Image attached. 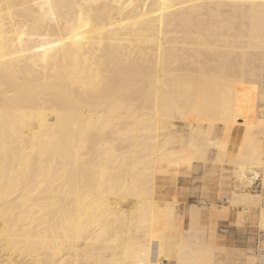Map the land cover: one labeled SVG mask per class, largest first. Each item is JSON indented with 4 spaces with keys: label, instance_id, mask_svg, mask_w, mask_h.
I'll list each match as a JSON object with an SVG mask.
<instances>
[{
    "label": "bare ground",
    "instance_id": "6f19581e",
    "mask_svg": "<svg viewBox=\"0 0 264 264\" xmlns=\"http://www.w3.org/2000/svg\"><path fill=\"white\" fill-rule=\"evenodd\" d=\"M260 50L264 0H0V264H216L213 221L193 204L184 229L180 206L211 147L230 206L263 202Z\"/></svg>",
    "mask_w": 264,
    "mask_h": 264
},
{
    "label": "crops",
    "instance_id": "0c3cea01",
    "mask_svg": "<svg viewBox=\"0 0 264 264\" xmlns=\"http://www.w3.org/2000/svg\"><path fill=\"white\" fill-rule=\"evenodd\" d=\"M263 63H264V51L261 50L254 51L250 54L245 69L244 86L247 83L248 79L253 78L254 72L258 68V66ZM247 116H250V114L248 113ZM258 116L259 117L264 116V108L258 111ZM240 130L241 127L238 126L235 129V131L232 132V135L230 137L231 143L235 142L236 144L239 142V139L241 137ZM225 169H227L226 165L224 171ZM231 169H233V167ZM226 174L230 175V173L228 172H226ZM193 204L194 203L190 204L189 202H187L186 204L180 206V213L182 214L184 229H188L190 225L189 222L190 216L188 211L186 210H189L190 205ZM217 204L218 205H217V209L215 210L216 211L215 213L211 211V207H210L211 205L209 204L201 205V207L203 208L202 210L204 217L203 225L209 224L210 223L209 220L214 222V224H212L213 222H211L212 227H215V229L213 228L214 230H212L213 232L215 231L214 235L213 232L210 231L211 232V233L209 232L210 236L207 237L209 239L211 238V242L213 243L215 242L214 245L217 246V249L215 250L214 262L216 264H264V262L261 261V257H260L261 255L264 256V231H263L264 229H262L259 224L260 223L259 216L261 213L260 207L262 208V205H264V200L262 202V205H259L258 209L256 210L252 208H249L248 210L247 209L248 206L245 207L244 205L230 206L232 204H230L228 200H224L222 202L218 201ZM196 205L200 206V204H196ZM206 206L210 207V209L207 208ZM248 211L250 213H248ZM210 212H212L211 215ZM239 212L243 216L242 218L241 216H238L240 215ZM238 217L241 218V219L239 218L240 220L239 223L238 221H236L238 220ZM252 254L254 256V261H253L254 263H252L251 261Z\"/></svg>",
    "mask_w": 264,
    "mask_h": 264
},
{
    "label": "rangeland",
    "instance_id": "374dc122",
    "mask_svg": "<svg viewBox=\"0 0 264 264\" xmlns=\"http://www.w3.org/2000/svg\"><path fill=\"white\" fill-rule=\"evenodd\" d=\"M244 97H245V103L243 106L244 114L247 115L249 113L251 117L256 116L258 111L260 109H263L262 107L264 106V63L258 66V68L254 72L253 78L248 79L247 83L245 84ZM176 125L178 129H181L182 122L178 121L176 122ZM221 126L222 125L217 126L216 128L217 130H215L217 135H220L222 133V132H219L220 130H223L222 129L223 126L222 128ZM186 130L187 129H184L182 131L180 130L182 135H187ZM240 131L242 132V128ZM206 155H207V159L209 160L208 161L205 160V162L204 160L199 159V158L193 159V169H194L192 171L193 180H191L189 183L188 198H187V202L189 203L202 205V203L205 201V203L209 204L207 197L204 195V190H203L204 185L202 184L203 182L204 184H207L206 185L207 189L208 187L212 188L213 186L214 190H217L218 188L219 190H221L220 194L223 197L221 198V202L224 200H228V196L231 193L232 188L235 187L233 186L236 181L235 174H234V165L232 162L230 163L228 154H226L222 162H220L219 160L216 159L218 155L217 149L211 147L208 149ZM224 164L227 166V169H225V171L230 173V175L226 174V172L224 171V168H225ZM231 166L233 167V169H231L232 168ZM231 172H233L232 173L233 175L231 174ZM206 174L210 175L209 176L210 178L208 179V181L203 177ZM252 186H253L252 187L253 191L264 194V181L261 176L257 177L254 180ZM239 188L240 187H237V189ZM263 200H264V196H263ZM261 203L258 205H253V207L252 205L248 207L256 210L258 209L259 205H261ZM216 249H217V246L215 245V250ZM260 257H261V261L264 262V256L261 255ZM4 258H6V256H3L2 259Z\"/></svg>",
    "mask_w": 264,
    "mask_h": 264
}]
</instances>
